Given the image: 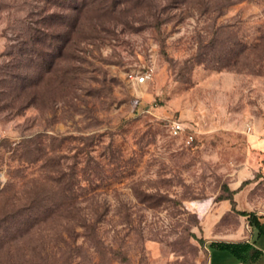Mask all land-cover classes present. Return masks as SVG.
Wrapping results in <instances>:
<instances>
[{
    "label": "rangeland",
    "instance_id": "rangeland-1",
    "mask_svg": "<svg viewBox=\"0 0 264 264\" xmlns=\"http://www.w3.org/2000/svg\"><path fill=\"white\" fill-rule=\"evenodd\" d=\"M97 8L0 0V264H207L264 209V0Z\"/></svg>",
    "mask_w": 264,
    "mask_h": 264
},
{
    "label": "crops",
    "instance_id": "crops-1",
    "mask_svg": "<svg viewBox=\"0 0 264 264\" xmlns=\"http://www.w3.org/2000/svg\"><path fill=\"white\" fill-rule=\"evenodd\" d=\"M241 185V184H240ZM240 185L231 184L229 185L230 190H236L234 195V200H238L242 195H244L245 191L240 189ZM248 200V206H252L255 203ZM240 204V203H239ZM231 202L222 203L220 212H224L229 206ZM244 206V203H242ZM252 210V209H249ZM254 211V210H252ZM256 215H258L261 222V229L258 231L257 228L250 226L248 223V219L245 216V221L250 227V232L245 233L244 229L240 228L236 232L237 233H229L218 235V237H213L211 241H225V242H245L250 243L248 247L239 246L236 248L238 255L231 252L228 248L220 247L217 245H210L208 243V259L207 264H264V209H258L254 211ZM238 235L239 237L235 238L233 236ZM240 251H243L240 253Z\"/></svg>",
    "mask_w": 264,
    "mask_h": 264
},
{
    "label": "trees",
    "instance_id": "trees-1",
    "mask_svg": "<svg viewBox=\"0 0 264 264\" xmlns=\"http://www.w3.org/2000/svg\"><path fill=\"white\" fill-rule=\"evenodd\" d=\"M75 1V0H72ZM128 0H82V4L85 6H92L96 5L98 10L96 9L95 12H91V10H87V12L83 13L85 18L89 19V27L92 30L99 29L98 27L104 28L105 23H109L112 17H115L116 14L123 11V7L126 5ZM184 1V0H183ZM112 16V17H111ZM50 33V32H49ZM52 33V32H51ZM52 37L54 35L51 34ZM242 215H245L248 219V223L250 226L255 227L260 231L261 229V222L258 215L255 214L254 211H241ZM210 245H217L220 247L228 248L231 252L238 255L236 248L239 246L248 247L251 245L250 243L245 242H225V241H211ZM243 251H240V253Z\"/></svg>",
    "mask_w": 264,
    "mask_h": 264
},
{
    "label": "built area",
    "instance_id": "built-area-1",
    "mask_svg": "<svg viewBox=\"0 0 264 264\" xmlns=\"http://www.w3.org/2000/svg\"><path fill=\"white\" fill-rule=\"evenodd\" d=\"M150 76V72H141L139 75H137V79L139 82L146 81L147 78ZM170 131L172 134L177 135L181 133L182 131H185L187 128V125L181 120V119H173L170 124ZM197 130H190L189 133L186 136L187 143H191L196 136Z\"/></svg>",
    "mask_w": 264,
    "mask_h": 264
}]
</instances>
